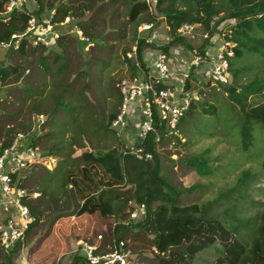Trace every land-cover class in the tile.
<instances>
[{
    "label": "rangeland",
    "instance_id": "rangeland-1",
    "mask_svg": "<svg viewBox=\"0 0 264 264\" xmlns=\"http://www.w3.org/2000/svg\"><path fill=\"white\" fill-rule=\"evenodd\" d=\"M15 1L19 5L16 12L25 13L24 0ZM40 1L44 7L43 15L50 16L57 10L61 13L69 11V17L77 23H84L92 39L89 46L65 36L50 49L29 46L25 55L6 51L0 54V69H18L6 86L0 84V137L9 139L23 133L31 141L35 139L40 151L56 161L51 170L40 165L28 171L27 178L26 173L20 175V178H26V188L30 193L43 194L45 191L49 195L39 198V193L38 198H33L35 205L46 207V213L31 228L23 247L10 254L0 253V264H73L80 240L95 244L100 254L116 249L123 251L127 255V264H159L153 251L144 250L149 245L147 239H152V236L135 227L140 223L139 217L143 218V213H146L147 206L143 211V205L132 200L134 188L131 186H105L106 177L101 169L90 171L91 179L96 183L93 191L111 189L114 195L131 201L125 205L123 212L109 220L103 221L94 216L83 220L72 216L82 202L80 198H75V189L69 186L68 193L60 191L56 179H53L54 173L61 168L55 157L60 143L54 139L59 138V134L54 131L62 133L61 145L64 148L74 134L83 136L86 133L75 141L74 152L71 153V149L63 152L67 156L72 154L68 168L77 165L75 161L84 152L110 150L125 154L140 145L134 133L136 127L118 133L108 124V119L120 109L122 84L136 79L141 71L151 74L150 55L168 47L171 37L165 17L155 9V4H150V16H145L147 22L143 25H153L152 29H138L137 33V39L143 41L140 44L142 61L139 62V41L135 40L129 14L132 0ZM32 3L33 14L37 15L39 0ZM222 17L224 14L213 18L208 25H198L191 37L170 46V50L183 52V62L175 55L171 56L173 70L177 77H181L183 67L190 70L192 88L187 91V100H191L195 108L186 113L177 129L162 126L147 138L154 155L150 161L156 165L158 177L165 183L151 208L162 205L167 198L172 199V191H175L181 206L196 204L210 207V214L230 209L237 219L250 220L252 226L242 229L244 239L250 242L254 236L253 227L264 211V129L254 126L252 146L248 151L244 150L238 130L243 123L242 113L238 106L231 103L228 95L229 88L236 86L238 89L240 85H247L258 69L264 71V62L249 58L237 63L235 68L244 65L249 70L240 75L236 83L233 78L216 80L207 67L191 65L192 55L204 57L212 45L206 40L209 34L212 33L216 42L219 39L227 42L236 22L230 19L221 21ZM0 18L8 16L4 14ZM15 23L18 27L22 26L19 18ZM251 67L254 69L251 70ZM59 97L64 102L73 101L76 104L78 125H74L64 106L58 103ZM211 106L215 108V119L204 114V110ZM132 122L136 126V121ZM205 152L212 172L200 176L187 163ZM92 171L96 174L93 175ZM245 172H250L253 178L247 186L238 187ZM133 213H138V218H134ZM85 234L89 236L85 237ZM220 248V245H215L201 252L191 264H214Z\"/></svg>",
    "mask_w": 264,
    "mask_h": 264
},
{
    "label": "trees",
    "instance_id": "trees-1",
    "mask_svg": "<svg viewBox=\"0 0 264 264\" xmlns=\"http://www.w3.org/2000/svg\"><path fill=\"white\" fill-rule=\"evenodd\" d=\"M8 2L9 0H0V13L6 11L5 7ZM39 3L40 8L37 11V15L43 14V4L40 0ZM132 3L133 5L129 14L135 30V40L139 41L137 55L139 62H141L140 44L143 41L137 39V33L138 29L147 22L145 16H150V5L138 0H132ZM154 7L164 15L169 28L171 41L168 47L184 41L185 37H181L179 34V29L182 25H208L213 18H218L221 14H224V17L220 19L221 21L234 20L236 24L232 27V33L227 39L228 43L235 44L233 48L234 57L230 59V75L234 83L239 81L240 75L249 70V67L244 65L235 68L237 63L249 58L252 60L261 59L264 62V0H156ZM68 12L61 13V11L57 10L54 15V21L59 22L64 20L65 17H68ZM10 17L7 23H3L0 18V42L8 40L14 33L22 32L30 18L28 14L17 13L16 10L12 12ZM17 18L22 22L21 27H18L15 23ZM148 21L152 22L154 20ZM79 24L85 34L92 39L84 23ZM212 38L213 35L211 33L207 36L206 40L210 41ZM62 39L58 42L60 43ZM168 47L161 50L166 52L171 51L172 47ZM42 49L45 50V48ZM18 53L25 55V43L21 45ZM250 69L254 68L251 67ZM17 72V68H1V86H6L10 77L16 75ZM191 88V80H188L185 89L189 91ZM238 89L236 86L229 88L228 96L231 103L238 106L242 113L243 123L240 128L238 127V130L243 149L248 151L254 141L252 134L254 126L258 125L264 129V71L258 69L254 74V78L247 85H240ZM58 103L64 106L65 112L73 120L74 125H78L79 111L76 104L73 101L64 102L61 97L58 98ZM121 105L122 99L119 106L121 107ZM194 108V103L191 102L188 113ZM119 112L120 109L117 113L109 116V125L117 118ZM204 112L205 115L212 116L215 119L216 113L214 107L211 106L209 109H205ZM162 126L166 127L162 124L158 129ZM8 131L10 132V130ZM54 132L59 134V138H55L54 140H58V143H60L56 147L58 154H55V157L61 168L54 173L53 179H56L57 188L60 191L65 192L66 190L68 193L69 186L72 187V190L75 189V198H80L82 202L73 212L72 216L82 218L83 220L89 219L90 216L103 221L109 220L115 217L116 214L123 212L125 205L131 201V199L114 195V191L111 189L110 191H93L96 183L92 181L90 171L91 169L99 168L104 174L103 176L106 177L105 186L109 188L125 185L131 186L134 188L132 200L137 204L147 206L145 220L140 221L135 227L143 231L144 234L152 236V239H147L149 245L144 250L149 249L153 251L159 264H191L198 254L215 245H220L221 248L214 264H264V211L258 216L257 225L253 227V238L250 242H247L242 235V229H248L252 226L250 220L243 221L237 219L230 209L210 214V207L196 204L181 206L177 201L175 191H172L174 194L172 199L167 198L162 205L152 209L151 204L159 198L165 183L158 177V169L151 161L137 160L129 153L119 154L116 151L100 150L99 152L96 151V153L94 151L84 152L80 159L75 161L78 164L72 168H68L72 154L67 156V154L63 155V152H67L68 149H71V153L74 152L75 141L79 140L80 137L86 136V133L83 136L80 133L78 135L74 134L71 137V142H68L64 148L61 145L63 142L62 133L59 131ZM1 133L2 130L0 129V135ZM13 138L6 139L5 142L8 143ZM31 142L33 146L38 147L35 139ZM144 144L152 152L148 141ZM206 155V152L200 154L190 159L187 163L200 176L210 175L212 172ZM29 172H25L26 178ZM80 173L81 175H79ZM92 174L96 173L92 171ZM26 178H21L20 180L21 186L25 189H27L25 184ZM251 178H253L252 174L245 172L237 186H247V182ZM48 186L51 187L50 184ZM34 193H40L39 198L47 195L45 191H43V194L41 192ZM61 196L63 197V192ZM33 201V198L26 201V205L35 218L34 225H37L46 213V207L35 205ZM118 232L119 229L116 230L117 236ZM85 235L87 237L91 233ZM20 247L22 246H16L10 253H13ZM42 247L39 249V253H41ZM0 253L4 252L0 251ZM77 262L78 259L73 264H77Z\"/></svg>",
    "mask_w": 264,
    "mask_h": 264
},
{
    "label": "built area",
    "instance_id": "built-area-1",
    "mask_svg": "<svg viewBox=\"0 0 264 264\" xmlns=\"http://www.w3.org/2000/svg\"><path fill=\"white\" fill-rule=\"evenodd\" d=\"M33 1L24 0L26 8L24 11L30 18L22 32L14 33L8 40L0 42V54L4 53L3 51L18 52L24 43L26 47L50 49L65 36L83 45H91V39L74 19L68 16L62 21L55 22V12L50 16L35 15ZM143 1L148 5L156 3V0ZM18 8L15 0H9L5 7L6 11L0 13V16L4 14L8 16L1 19L2 22L7 23L12 12ZM152 26L142 25L139 30H151ZM197 27L199 26L182 25L179 34L181 37H191ZM210 41L212 45L206 51V55L204 57L192 55L191 65L207 67L209 74L216 80H230V59L234 57L235 44L222 39L216 42L214 37ZM172 55L183 62L184 55L181 50L155 51L149 58L152 73L141 71L136 79L123 83L120 88L122 105L111 126L118 130V133L136 127L134 133L140 145L129 154L140 161H150L154 156L144 144L148 136L155 133L162 124L170 130L177 129L191 106L185 89L186 82L191 77L190 70L183 67L181 77H177L173 70ZM133 120L136 121V126L133 125ZM5 141V138L0 137V251L10 253L16 246L25 245L28 232L35 223L26 201L39 196L21 186L20 175L40 165L51 170L56 161L33 146L28 136L23 133L16 134L8 143ZM141 208L144 211V206ZM143 214L139 221L145 220V212ZM132 216L138 218L139 215L133 213ZM98 250L87 241H78L77 264H127V255L119 249L105 255L98 253Z\"/></svg>",
    "mask_w": 264,
    "mask_h": 264
},
{
    "label": "crops",
    "instance_id": "crops-1",
    "mask_svg": "<svg viewBox=\"0 0 264 264\" xmlns=\"http://www.w3.org/2000/svg\"><path fill=\"white\" fill-rule=\"evenodd\" d=\"M35 194H37V193H35ZM39 195V194H38ZM38 198V197H37Z\"/></svg>",
    "mask_w": 264,
    "mask_h": 264
}]
</instances>
